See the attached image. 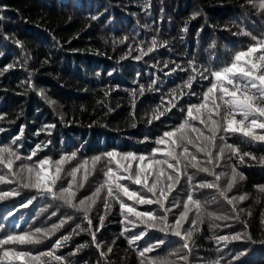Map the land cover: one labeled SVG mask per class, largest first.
<instances>
[{"label": "trees", "instance_id": "trees-1", "mask_svg": "<svg viewBox=\"0 0 264 264\" xmlns=\"http://www.w3.org/2000/svg\"><path fill=\"white\" fill-rule=\"evenodd\" d=\"M258 5L259 0H0V128L4 129L0 148L15 153L11 157L4 154L12 160V168L3 174L7 176L3 183L8 186H0V192L16 189L19 193L0 201V239L9 234L32 233L37 228L44 232L62 224L49 237L41 236L39 244L0 245V256L5 247H14L33 255L53 251L62 257L61 262L43 257L48 264H151L153 260L174 264H264V142L241 134H217L214 157L225 142L237 147L240 155L250 154L241 163L238 156L226 152L210 166L216 174H224L217 182L218 188L194 190L201 181L216 182L215 176L198 173L189 182L182 174L169 194L165 208L170 209V225L184 210L189 194L200 201L199 213L196 206H190L181 237L162 233L159 228L148 229L141 240L130 244L129 240L145 232L146 226L132 228L125 222L119 203L108 198L107 186L95 198L87 217L81 208L54 200L51 195L39 196L35 189L23 188V183L14 186L17 174L37 165L39 159L51 157L56 161L75 153V158L63 166V180L57 182L54 191L67 187L71 181L67 174L87 161L90 174L83 187L73 189V204L78 205L104 183V172L111 167L108 151L165 159L162 153L153 151L165 147L156 143L165 132L187 122L208 134L199 120L188 117L187 110L203 102V93L213 80L205 69L220 70L230 65L236 52L264 40V12ZM261 54L258 51L255 56ZM136 56L141 59L136 60ZM201 72L209 78L201 80ZM191 76L196 79L188 88ZM165 109V115L152 119ZM50 125L55 127L49 129ZM257 133L264 134V129ZM221 135L224 141H220ZM37 144L48 146L31 157ZM188 147L195 152L191 145ZM196 154L206 159L202 153ZM96 156L102 159L92 169ZM6 163L0 168L8 169ZM135 166L134 162L133 169ZM233 168L244 176L225 192L228 199L235 198V208L221 195ZM194 172L189 168L187 175ZM79 177L82 179V171ZM126 185L146 193L141 186ZM240 196L246 199L241 201ZM33 197L28 207H21ZM123 199L139 211L164 214L159 205L138 207ZM106 201L111 205L108 210ZM198 217L199 231L188 241L189 249H184L183 234ZM93 232L99 248L93 243ZM237 233L243 237L241 241L216 242L217 236ZM64 235L71 239L56 249L55 241ZM161 238L166 240L165 245L145 257L139 255ZM101 251L106 255L101 256ZM181 256H187V261H180Z\"/></svg>", "mask_w": 264, "mask_h": 264}, {"label": "snow or ice", "instance_id": "snow-or-ice-1", "mask_svg": "<svg viewBox=\"0 0 264 264\" xmlns=\"http://www.w3.org/2000/svg\"><path fill=\"white\" fill-rule=\"evenodd\" d=\"M258 9L264 12V0H259ZM96 17H93L95 19ZM195 18V17H193ZM183 31H187L184 28ZM251 35L250 33H245ZM255 39V37H253ZM156 42L153 40V46ZM149 48V51H152ZM260 51L264 53V40L258 41L256 44L250 46L245 51H238L235 54L234 60L230 65L221 68L220 70L210 71L205 69L209 75L213 78L210 86L203 93V102L198 105H192L187 110V115L190 118L199 120L200 124L207 129V133L198 127H195L187 122L181 124L174 131H167L163 134V138L156 141L157 144H162L164 148H156L154 152L162 153L165 159H154L152 157H146L145 155H136L134 152L120 153L118 151H108L106 156L109 164L115 163L116 168L107 167L104 172L106 179L104 183L95 190L92 197L79 200V204H73V200L76 197V191L74 187H83V181H86L90 169L88 162L73 168L67 175L71 177V181L67 184V187H61L59 192L54 191V186L58 181H62L63 166L71 159L75 158V153L71 156L64 155L58 160L53 161L51 157H45L39 159L38 164L32 167H27L28 173L27 182L23 184L25 189H35L37 195L48 196L51 195L54 200H62L64 204L72 207H79L83 210L85 217L91 209L92 204L95 203V198L101 192V189L107 186V196L111 200H115L119 203V209L121 215L124 217L125 222L132 228L137 225H145V232H141L139 235L132 237L129 240L130 244H134L136 241L141 240L148 229H157L163 232H171L176 237L182 236V227L188 220V213L190 206L194 205L197 208V213L200 210V201L193 198L192 194L187 196V202L184 203V210L180 212L178 218L175 219L174 224L168 223L167 213L170 209L165 208V201H167L169 194L173 191L175 186L180 182L181 175H186L189 182H191L195 175L198 173H208L215 176L216 182L201 181L198 185L194 186L199 189H213L218 188L217 183L221 176L216 174L213 167L214 162L218 163L220 159L224 158L226 152H230L232 156H238L241 163H244V156L250 155L244 153L240 155L239 149L232 144L222 143L219 147L215 157L212 149L216 147L217 134H241L245 138H250L252 141L264 142V134H258V129H264V54L255 56ZM136 60H140L141 56H136ZM189 63H192L191 61ZM179 67V65H177ZM7 71V69H5ZM172 71H176L173 69ZM192 71L195 73L196 69L193 67ZM99 75V74H97ZM111 75V73H109ZM209 75H205L204 72L200 73L201 80H207ZM195 76L189 77L186 87L191 88ZM144 88L141 86L140 94L143 95ZM219 94V95H217ZM135 95V92H133ZM171 103V101L169 102ZM164 111H160L158 114H154L152 119H159L165 115ZM205 112L207 115L205 116ZM196 113V115H194ZM241 119H237V116ZM219 119H214L213 117ZM151 123V120L149 121ZM55 127L50 125L48 128ZM4 132L3 128H0V133ZM20 135H23V126L20 130ZM19 139V136L17 137ZM220 141H224L225 137L221 135ZM50 143V141H49ZM188 145L195 148V152L190 151ZM48 145L37 144L34 146L31 157H35L42 148H46ZM181 149V151H177ZM7 153V157L15 155L9 148H0V164H4L7 160L6 167L11 170L12 160L7 158L4 154ZM196 153H202L206 158L201 160ZM29 157V158H31ZM16 156V159H19ZM102 159L101 156H96L92 160L91 168L94 169L98 162ZM255 159V157H253ZM135 162V168L133 169V163ZM193 169L195 172L192 175H187L188 169ZM170 170V171H169ZM82 171V179L79 174ZM123 173V174H121ZM237 178L244 179L242 173H238L235 168L232 170L231 178L228 181L227 189L221 192V195H225V192L231 190L236 183ZM79 179V183H78ZM130 181L134 185L141 186L146 192L152 194L151 197L141 194L138 191L130 190V188L121 181ZM5 182V177L0 176V183ZM19 195L17 191L0 192V201L5 200L8 197H14ZM123 198H127L128 201H133L138 205H159L164 210L163 215H157L153 211H139L133 204L126 203ZM35 197L29 199L27 204H22L21 207H28L32 203ZM225 199H228L225 195ZM234 199H228L229 204H233ZM239 200L246 199V196H240ZM111 205L106 201L105 209H110ZM12 216L13 213H8ZM56 215V213H53ZM215 219H224V217H215ZM201 221L194 219L191 221L192 227L185 230L183 234V248L189 249L188 241L192 238L195 231H199V223ZM91 221H89V224ZM104 223V217L100 218L101 227ZM61 225H54L51 230L42 232L40 228L35 229L34 232H24L19 235H7L6 238L0 239V245H33L41 242L40 237H49L52 233ZM227 226V225H226ZM3 225H0L2 228ZM79 227V226H77ZM211 227H217L216 224H212ZM99 230V229H98ZM127 230V229H125ZM79 234V233H76ZM93 243L97 248L100 247L96 243V233L92 234ZM123 235V233H122ZM71 239L70 235H64L61 239L55 241V248H61L68 240ZM216 242H224L225 244L233 241H241L243 237L237 233L234 235H220L217 236ZM250 239V237H249ZM166 240L161 238L157 240L151 247H146L139 251L141 257H145V254L165 245ZM264 243V242H262ZM78 251V249H77ZM111 252V248L108 249ZM101 256L106 254L101 251ZM239 255H246L241 253ZM43 257L54 259L56 262H61L62 257L54 255L53 251H47L38 255H33L31 251H18L14 247H5L0 256V261L5 264H48V261ZM187 256H181L180 261H187ZM235 260L239 259V256L234 257ZM151 264H174L172 261L161 260L151 261Z\"/></svg>", "mask_w": 264, "mask_h": 264}, {"label": "rangeland", "instance_id": "rangeland-1", "mask_svg": "<svg viewBox=\"0 0 264 264\" xmlns=\"http://www.w3.org/2000/svg\"><path fill=\"white\" fill-rule=\"evenodd\" d=\"M110 166L113 167L114 169L116 168L114 162L111 163ZM9 171H10V170H8V169H6V168H0V176H3L4 173H8ZM121 174H123V173H121ZM27 176H28L27 171H26V172H22V173H18V174H17L18 182H17V184L14 185V186H21V185H20L21 183H23V184L26 183V182H27ZM4 177L6 178L7 176H4ZM124 183H125V184H128V185H131V186L134 185V184H132L130 181H124ZM0 186H8V184H7V183H2ZM12 191H16V189H13ZM144 195L148 196L146 193H145ZM136 205H137L138 207L140 206V205H138V204H136ZM51 224H53V220H52Z\"/></svg>", "mask_w": 264, "mask_h": 264}]
</instances>
